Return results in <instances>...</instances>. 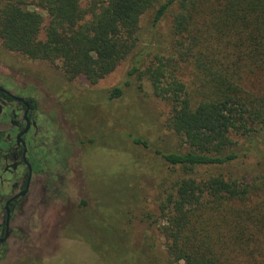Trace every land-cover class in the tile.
<instances>
[{
  "label": "trees",
  "instance_id": "1",
  "mask_svg": "<svg viewBox=\"0 0 264 264\" xmlns=\"http://www.w3.org/2000/svg\"><path fill=\"white\" fill-rule=\"evenodd\" d=\"M146 14L150 32L170 16L171 49L141 73L155 45L146 42L107 101L138 75L170 106L166 128L179 146L155 150L164 174L146 216L166 264H264V0H0V43L95 85L143 40ZM105 217L96 228L111 235L110 254L81 240L92 253L108 264H157L148 238L135 249L128 212Z\"/></svg>",
  "mask_w": 264,
  "mask_h": 264
},
{
  "label": "rangeland",
  "instance_id": "2",
  "mask_svg": "<svg viewBox=\"0 0 264 264\" xmlns=\"http://www.w3.org/2000/svg\"><path fill=\"white\" fill-rule=\"evenodd\" d=\"M149 21L150 15L141 18L143 40L131 56L95 85L82 78L67 79L59 65L25 59L0 43V72L14 73L46 106L50 157L59 159L54 157L49 165L44 202L18 216L14 245L0 264H108L87 245H102L110 254L111 235L98 230L96 221H108L105 216L113 209L128 212L133 221L135 249L148 238L153 260L166 264L163 242L146 216L156 213V180L164 174L155 150L179 146L177 136L166 128L170 106L155 97L149 81L138 75L129 79L119 99L107 101V91L123 85L146 42L155 45L139 65L141 73L156 51L169 53L170 16L152 32ZM133 138L142 139L147 147L133 143ZM253 163L254 159L242 163L239 170Z\"/></svg>",
  "mask_w": 264,
  "mask_h": 264
},
{
  "label": "flooded vegetation",
  "instance_id": "3",
  "mask_svg": "<svg viewBox=\"0 0 264 264\" xmlns=\"http://www.w3.org/2000/svg\"><path fill=\"white\" fill-rule=\"evenodd\" d=\"M49 133L46 106L14 73L0 72V262L14 245L18 216L46 198L56 157Z\"/></svg>",
  "mask_w": 264,
  "mask_h": 264
}]
</instances>
